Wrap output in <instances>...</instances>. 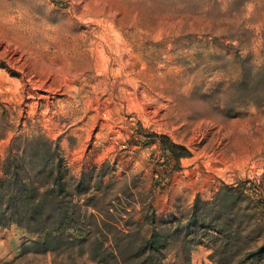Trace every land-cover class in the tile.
Returning a JSON list of instances; mask_svg holds the SVG:
<instances>
[{
    "label": "rangeland",
    "instance_id": "374dc122",
    "mask_svg": "<svg viewBox=\"0 0 264 264\" xmlns=\"http://www.w3.org/2000/svg\"><path fill=\"white\" fill-rule=\"evenodd\" d=\"M17 137L49 140L65 180L95 187L88 212L137 239L146 212L225 186L264 212V0H0V162ZM31 239L0 227V264H95L20 256ZM163 264H184L175 246Z\"/></svg>",
    "mask_w": 264,
    "mask_h": 264
},
{
    "label": "trees",
    "instance_id": "16d2710c",
    "mask_svg": "<svg viewBox=\"0 0 264 264\" xmlns=\"http://www.w3.org/2000/svg\"><path fill=\"white\" fill-rule=\"evenodd\" d=\"M22 139H13L0 162V227L16 226L32 237L22 243L20 256L69 254L78 248L95 264H163L175 246L187 264L191 252L203 246L212 264H264V212L247 214L252 201L239 189L225 186L211 201L196 198L186 216L146 212L143 226H149V236L137 239L136 230H120L108 220L106 226L88 212L95 187L85 174L74 184L65 180L62 158L49 140ZM30 146L38 150L30 152ZM170 147L175 152L177 146ZM243 198L241 215L237 206Z\"/></svg>",
    "mask_w": 264,
    "mask_h": 264
}]
</instances>
